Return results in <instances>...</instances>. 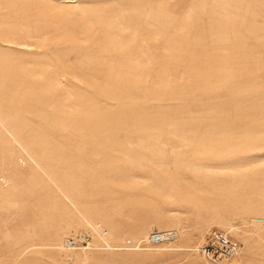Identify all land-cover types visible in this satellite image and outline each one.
<instances>
[{"label":"rangeland","instance_id":"rangeland-1","mask_svg":"<svg viewBox=\"0 0 264 264\" xmlns=\"http://www.w3.org/2000/svg\"><path fill=\"white\" fill-rule=\"evenodd\" d=\"M67 1L0 0V264H264V0Z\"/></svg>","mask_w":264,"mask_h":264},{"label":"built area","instance_id":"built-area-1","mask_svg":"<svg viewBox=\"0 0 264 264\" xmlns=\"http://www.w3.org/2000/svg\"><path fill=\"white\" fill-rule=\"evenodd\" d=\"M165 238L166 234L164 232L155 231L149 237V242L151 245H156L161 243ZM89 240L90 236L86 233L73 234L66 240V248L75 249L84 244L88 245L91 243ZM237 250V243L231 241L227 234L221 231L210 236L203 249L204 253L212 259L231 257Z\"/></svg>","mask_w":264,"mask_h":264},{"label":"crops","instance_id":"crops-1","mask_svg":"<svg viewBox=\"0 0 264 264\" xmlns=\"http://www.w3.org/2000/svg\"><path fill=\"white\" fill-rule=\"evenodd\" d=\"M170 235H171V237H170L169 239H171V238H172V236H174V233H170Z\"/></svg>","mask_w":264,"mask_h":264},{"label":"bare ground","instance_id":"bare-ground-1","mask_svg":"<svg viewBox=\"0 0 264 264\" xmlns=\"http://www.w3.org/2000/svg\"><path fill=\"white\" fill-rule=\"evenodd\" d=\"M67 2H73L72 0H68ZM6 120V119H5Z\"/></svg>","mask_w":264,"mask_h":264}]
</instances>
